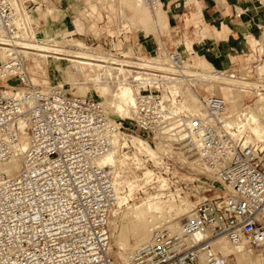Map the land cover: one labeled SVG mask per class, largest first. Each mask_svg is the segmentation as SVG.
Listing matches in <instances>:
<instances>
[{
	"label": "built area",
	"instance_id": "built-area-1",
	"mask_svg": "<svg viewBox=\"0 0 264 264\" xmlns=\"http://www.w3.org/2000/svg\"><path fill=\"white\" fill-rule=\"evenodd\" d=\"M139 1L154 9L162 0ZM34 4L0 0V33L8 40L0 64V264H118L109 229L117 167L97 160L131 135L96 99L64 83H32L30 55L17 43L41 33ZM197 56L185 42H156L124 80L135 99L129 126L151 145H176L194 156L193 166L208 178L180 229L154 230L126 264H233L217 251L221 238L264 248V144L244 127L256 101L239 104L230 125L218 79H237L243 96L264 92L257 71L264 41L223 72L200 66Z\"/></svg>",
	"mask_w": 264,
	"mask_h": 264
},
{
	"label": "rangeland",
	"instance_id": "rangeland-1",
	"mask_svg": "<svg viewBox=\"0 0 264 264\" xmlns=\"http://www.w3.org/2000/svg\"><path fill=\"white\" fill-rule=\"evenodd\" d=\"M34 1L37 4L32 5V9L36 10L35 17L38 21H40L39 27L42 37L46 38L43 40V42H48L49 40L55 41L54 38L56 36L59 37L61 41H63L64 38L69 40L70 42L68 44L70 45L73 41H79L80 43L86 44L90 46V48H92V51L94 50L95 53L105 51L117 57H119L120 51L125 55L132 54L133 60H136V58L138 57L137 51H139V47H141V50L143 51L142 54L145 57H149L150 55H148V52L153 53L155 49L158 32H156L155 30H150L145 34V30L140 27H137V30L136 28L132 29L127 22L122 21L117 0H91V2L82 0L80 7L75 6L76 0ZM49 10L51 11L52 15L50 14ZM44 13H47V15ZM81 13L84 14L82 15ZM86 14H89L88 17L86 16ZM101 16L103 17V21ZM87 19H90V22H86L88 21ZM82 22L86 24L83 30L81 28L83 25ZM174 23L176 24V26L171 27L170 31H168L169 28L167 27V29H164L161 32V34H163V40L165 41V43H167L166 45L168 47L174 46L173 44H171V42L173 41H178V45L186 42V32L188 33L187 36L191 38L195 37V30L193 26L191 28L189 27L187 30L183 29L185 27V22L182 16L175 19ZM91 26H93V28H90ZM177 26L179 27V30L182 29V32L184 34L182 39H179V37H174ZM67 28L69 29L67 30ZM68 34L69 36H67ZM181 34L182 33H180V35ZM170 37L172 38L171 42H168ZM252 38L254 37H250L247 40H251ZM255 38H257V33L255 35ZM114 43H118V46H115ZM129 43L131 44L130 50L132 53L126 50ZM52 44L55 45L54 42H52ZM68 44L65 45L67 51H69L70 49L72 51L78 50V47H75L73 44L69 46ZM61 46H63V44H61ZM249 51H251V48L248 45L244 52ZM68 55V57L64 58L73 59V57H71L72 53H68ZM33 57L34 56L30 55V58L28 60V68L32 74V82L34 84L47 85L49 83L60 82L66 84L68 87H73V92L77 94L81 93L80 95H87L99 102L104 103L109 118L115 121H124L126 123L125 126L129 129V134L131 136L138 137V135L140 134L139 131H135L133 130V127L129 126L131 117L124 119L114 112L115 104L117 103L114 95L116 93L115 91H117L118 89L116 81L117 79L115 77L103 76V81L108 82L109 86H111L110 94H108L106 98H103L95 90L93 81L91 82V80L97 75V73L103 72L98 70V68L92 67V70H94V72L91 71L89 72V74H86L84 70L82 73V71L78 70L77 67L75 68L74 63L60 61V59L55 60L53 56L46 59L38 58L34 61V63ZM200 59L201 57L199 58V60ZM1 61L2 59L0 58V64L2 63ZM231 68H235V66ZM257 71L260 76L264 75V65H259ZM234 87L236 88L237 86L235 85ZM235 93H237V95L235 96L236 101L239 97L241 98L237 101V105L234 104L235 102L231 104L232 112L230 113V118L235 115L233 111L237 110L236 107L242 102L251 104L257 100L255 108L257 109V107L259 106L260 101L256 96H240L241 93L239 90H236ZM230 95L231 93H229L227 96ZM106 102L108 103L106 104ZM109 106L111 109L109 108ZM255 108L250 112H254L256 110ZM132 138L133 137H129V145L125 146L124 140H121L122 146L117 156L121 162H119L120 164L118 163V168L121 172V176L124 180L129 181V183L125 185L124 192L128 191V184H133V186L136 187L133 202L141 204V202L147 198V195L149 193H161L162 190L159 183L160 176L165 177L168 181L166 189L164 190L163 188V200L171 199L170 201H172L174 205L176 204V206L183 205V207H185V202L193 204L195 202V197L203 194V185L208 182V178L201 174L200 171H198L193 165H191L188 160L186 161L184 159V157H187L189 158V160L190 158H193L195 160L194 156H188L186 153L182 152V149H176L180 148L176 145H167L158 141L152 144L154 148L151 146L157 154V158L154 160L151 159V157L144 150L139 151L136 146L131 145L130 140ZM136 158L140 159L138 160L140 161V163L136 160ZM147 169L154 172V178H152L151 182L149 183H145L143 177V174ZM133 202L131 201V203ZM164 216L165 221L172 220L173 218L175 219V221L178 220L181 224V222L187 218L188 214H186V212L175 214V211L173 209V211L167 210ZM126 219L127 217H122V219L120 218L118 222H116V224L111 223L112 218L110 220V255L116 260L118 264H126L131 255V252L138 247L135 246L132 233H128V235H126L124 238L125 241L123 240V243H119L120 245L117 242L120 237L121 224L126 222ZM163 228L169 229L167 226H164ZM251 252L253 258H258V263L256 264H264V248L260 250H253ZM122 253H124V255L126 254L125 259L122 258ZM228 258L233 264H238L235 254L228 256Z\"/></svg>",
	"mask_w": 264,
	"mask_h": 264
},
{
	"label": "bare ground",
	"instance_id": "bare-ground-1",
	"mask_svg": "<svg viewBox=\"0 0 264 264\" xmlns=\"http://www.w3.org/2000/svg\"><path fill=\"white\" fill-rule=\"evenodd\" d=\"M104 1H109V0H104ZM262 2L264 3V0H262ZM117 3L119 5L118 8L122 21L127 22L132 29L136 28L137 30V27L142 28L143 30H145V34L150 30L153 31L155 30L156 32H158L157 43L160 45H164L161 38L163 34H161V32L162 30L167 29L169 23V17L166 10L164 9V4L162 1L154 9L145 6L139 0H117ZM44 14L47 15V13ZM81 14L83 15L84 13ZM67 36H69V34ZM44 39L46 38L42 37L41 33L38 34L33 33L31 36L28 37L23 36L21 41L18 42L17 44L24 48L23 53L25 55L34 56L33 63L38 58L46 59L48 57L53 56L55 60L60 59V61L74 63L75 68L77 67L78 70L82 71V73L83 70L86 74H89V72L91 71L94 72V70H92V67L98 68V70L103 71L101 73L100 72L97 73V75L91 80V82L93 81L95 85V90L103 98H106V96L111 92V88H110L111 86H109L108 82L103 81V76L115 77L117 79L116 81H117L118 89L117 91H115L116 93L114 95L117 102L115 104L114 112L117 113L119 116L123 117L124 119L130 118L132 116V111L135 103L134 90L132 86L127 84L124 80L126 79L127 75L131 73V69L129 68L131 67L130 65H142L143 63L142 61H144V59L146 58L145 56H143V54H138L137 57L138 60L137 59L133 60L132 54L125 55L122 54L121 51L120 54L123 56V58L117 57L105 51L95 53L94 50L92 51V48H90V46L80 43L79 41L71 42V45L73 44L75 47H78V50L72 51L70 49L71 51L70 50L67 51L65 45L70 42L69 40L64 38V40L61 41L59 37L55 36L54 38L55 41L49 40L48 43V42H43ZM7 41H8L7 38L2 33H0V58L2 59L1 62H4V60L7 57V53H6L8 51L6 47ZM52 42H54L55 45H53ZM61 44H63V46H61ZM68 45L71 46L70 44ZM114 45L118 46V43L117 44L114 43ZM260 52H261V48H260ZM68 53H72L71 57H73V59L64 58L69 56ZM153 53L148 52V55H153ZM56 55L63 57H59ZM197 63L202 67L214 69L210 65L208 60H206V58L203 56H201L200 60H197ZM219 71L223 72L224 70H219ZM218 79L223 82L222 84L219 85L220 94L221 91H225L228 94L231 93L230 96L225 97L231 105L236 101L235 96L237 95V93H235V91L238 90L237 87L235 88L234 86L236 84H239L240 82L237 79L230 78L228 76L218 77ZM252 85L258 86L259 83L256 82L253 83ZM263 88H264V84H263ZM249 95H253V93H250ZM240 96H243L242 93ZM240 98L241 97H239L237 101ZM257 99L260 101L259 106L257 105L258 107L257 109L255 108L256 110L254 112H250L254 110V107L249 110V115L247 116V124L245 123L244 127L248 130V133L250 134L253 140L262 142L264 144V92H260L257 95ZM237 101L234 103L235 105H237ZM100 103L104 106V103L102 102ZM107 103L108 102H106V104ZM191 106L193 109H197L198 107L197 105H195V103H193ZM104 108L106 109L105 106ZM233 113L235 112L233 111ZM235 117L236 116L233 115L227 122L230 125H235L237 123ZM129 137H133L130 140L131 145L136 146L139 151L144 150L151 157V159L155 160L157 158V154L153 149L154 147L149 142H147L140 136L138 137L129 136ZM129 137L125 136L123 138L124 146L129 145ZM121 146H122L121 140L119 139L118 141L115 142V147L112 152L101 156L97 160V163H99L100 165H104V164L114 165L117 167V179H116L117 204L111 211L110 220L112 218V222L111 221L110 222L116 224V222H118L120 218L122 219V217L123 218L127 217L126 219L127 221L121 224L120 237L118 236L119 240L117 241L118 244L123 243L122 242L123 240L125 241L124 238L126 235H128V233H132L134 237L135 246H141L149 240L151 233L156 229L167 226L169 230H176V231L179 230L181 227L179 221L178 220L175 221V219L173 218L172 220L165 221L164 214L166 213L167 210L173 211V209L175 211V214H179L181 212H186V214H189L192 204L185 202V207H183V205L180 206H176V204L174 205L173 202L170 201L171 199L163 200L162 198L164 196L163 188L165 190L168 184L167 179L163 176L159 177L160 188L162 190L161 193H155V194L147 193L148 194L147 198L143 200L141 204H137L133 202L134 192L136 187L133 186V184H128L127 187H129V189L127 192H124L125 185H127L129 181H126L122 178L121 172L119 171L118 168V163L120 162V159L118 158L117 154L119 153ZM176 149H181V148H176ZM184 159L186 161L188 160L189 163L193 165L194 162L193 158H190L189 160V158L184 157ZM136 160L138 161L140 159L136 158ZM138 162L140 163V161ZM153 175L154 172L152 170L147 169L143 174L145 183L151 182L152 178H154ZM131 201L133 203H131ZM216 248L217 251L225 257L235 254L238 264L258 263V258L252 257L251 250L242 246L234 247L224 238H221L216 241ZM122 254H123L122 258L125 259L126 254L125 255L124 253Z\"/></svg>",
	"mask_w": 264,
	"mask_h": 264
},
{
	"label": "crops",
	"instance_id": "crops-1",
	"mask_svg": "<svg viewBox=\"0 0 264 264\" xmlns=\"http://www.w3.org/2000/svg\"><path fill=\"white\" fill-rule=\"evenodd\" d=\"M162 2L169 17L168 31L176 26L175 19L182 16L185 22L183 29L187 30L193 26L195 30L194 38L185 33L186 45L189 48L193 46L200 54L197 60L201 56L205 57L216 70H228L233 67V63L241 57L248 45L255 48L258 41L263 42L264 11L260 7L262 0H162ZM81 3L82 0H76L75 6L80 7ZM88 15L86 14L87 17ZM82 24L83 30L86 24L84 22ZM183 36L182 29L179 30L177 26L174 37L182 39ZM250 37L254 38L247 40ZM161 38L166 45L163 35ZM171 39L170 37L168 42H171ZM171 44L178 45V41ZM130 48L129 43L126 50L131 52ZM138 50V54L143 53L141 47ZM221 94L227 96L225 91H221Z\"/></svg>",
	"mask_w": 264,
	"mask_h": 264
}]
</instances>
